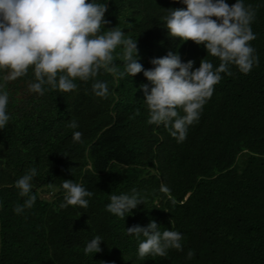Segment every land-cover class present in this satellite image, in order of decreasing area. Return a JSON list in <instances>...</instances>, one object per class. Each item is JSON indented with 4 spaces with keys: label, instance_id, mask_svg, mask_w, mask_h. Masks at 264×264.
<instances>
[{
    "label": "trees",
    "instance_id": "16d2710c",
    "mask_svg": "<svg viewBox=\"0 0 264 264\" xmlns=\"http://www.w3.org/2000/svg\"><path fill=\"white\" fill-rule=\"evenodd\" d=\"M243 3L255 12L249 43L258 63L248 74L235 66L231 75L221 73L181 143L163 125L147 123L140 85L149 82L142 73L121 79L100 70L86 82L74 81L73 91L42 96L29 90L31 68L4 83L10 120L0 130V264H264V0ZM184 7L179 0H107L101 31L116 27L136 39L145 70L170 51L181 62L192 60L193 69L203 58L215 68L219 60L202 44L167 34L168 12ZM113 55L123 71L122 48ZM96 81L107 84L105 98L94 95ZM74 131L82 133L80 142ZM33 167L35 203L16 214L25 198L15 181ZM63 180L93 193L87 208L61 207ZM133 189L143 203L123 220L106 210L110 196ZM150 220L161 231L181 233V250L139 258L143 237L124 229ZM95 236L103 240L101 251L85 255Z\"/></svg>",
    "mask_w": 264,
    "mask_h": 264
},
{
    "label": "clouds",
    "instance_id": "9594fccd",
    "mask_svg": "<svg viewBox=\"0 0 264 264\" xmlns=\"http://www.w3.org/2000/svg\"><path fill=\"white\" fill-rule=\"evenodd\" d=\"M184 8L170 9L165 18L167 34L181 42L192 41L203 45L208 56L219 64L202 59L193 69V61L181 62L175 52L150 60V69H143L138 62L136 39L126 38L122 29L113 27L101 31L108 23L104 19L107 0H0V130L8 125L9 96L4 83L25 76L31 68L35 82L29 84L30 92L44 95L48 90L70 92L76 89L74 81H88L100 70L117 78L142 73L149 82L140 85L143 100L148 109L147 123L163 125L177 143L186 139L187 129L198 122L203 105L211 97L214 85L220 82L221 73L231 75L230 66L242 74H248L258 63L250 41L255 39L251 22L255 12L245 6L243 0H235L231 6L226 0H179ZM122 48L123 71L114 65V52ZM151 85V87H149ZM47 86V87H45ZM95 96L105 98L108 87L105 82L92 84ZM178 109L183 112L180 115ZM72 128L78 127L73 121ZM82 133L73 132V140L81 141ZM35 167L15 181L19 196L25 198L13 211L22 214L35 203L32 192ZM65 192L61 207L66 205L88 207L93 193L71 180H63ZM106 210L124 219L143 199L135 190L129 194L110 196ZM125 235L137 239V255L165 257L169 249L182 248V234L175 230L161 231L155 221L144 227L133 225L124 229ZM100 236L92 238L85 246V255L101 251ZM187 256H193L190 250Z\"/></svg>",
    "mask_w": 264,
    "mask_h": 264
},
{
    "label": "rangeland",
    "instance_id": "374dc122",
    "mask_svg": "<svg viewBox=\"0 0 264 264\" xmlns=\"http://www.w3.org/2000/svg\"><path fill=\"white\" fill-rule=\"evenodd\" d=\"M44 197H50V193L42 194Z\"/></svg>",
    "mask_w": 264,
    "mask_h": 264
}]
</instances>
